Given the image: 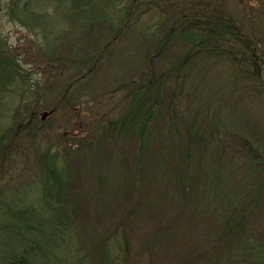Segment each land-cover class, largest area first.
<instances>
[{
	"label": "rangeland",
	"instance_id": "obj_1",
	"mask_svg": "<svg viewBox=\"0 0 264 264\" xmlns=\"http://www.w3.org/2000/svg\"><path fill=\"white\" fill-rule=\"evenodd\" d=\"M221 2L238 12L254 41L260 38L264 0H204L199 6L216 8ZM0 5V41L29 71L27 87L57 106L41 110L35 126L24 123L10 131V143L0 152V189L22 194L23 203H31L38 191L33 184L36 158L47 146L58 148L62 162L80 176L85 237L122 229L139 249H150L152 264L248 263L252 247L243 240L254 234L264 240V79L244 63L237 64L240 50L223 41L218 47L228 50L227 55L218 52L201 55L202 59L196 55L199 65L177 94L178 121H196L204 134L187 182L180 160L170 154L175 149L172 142L160 146L157 164L151 160L139 164L128 147L122 152L115 143L92 142L95 130L122 110V98L110 95L135 70L126 43L114 48L96 75L55 99L51 78L79 58L82 42L62 31L49 47L54 33L43 38L42 29L31 30L24 21L13 19L11 0H0ZM214 13L222 15L220 10ZM50 20L57 31L63 29L59 16ZM251 46L256 52L264 48L256 41ZM11 94L7 129L14 123L10 113L16 106L15 92ZM228 214L245 218L240 239V233L222 229ZM90 230L92 234H87Z\"/></svg>",
	"mask_w": 264,
	"mask_h": 264
},
{
	"label": "trees",
	"instance_id": "obj_2",
	"mask_svg": "<svg viewBox=\"0 0 264 264\" xmlns=\"http://www.w3.org/2000/svg\"><path fill=\"white\" fill-rule=\"evenodd\" d=\"M202 1L11 0L10 14L31 30L42 29L43 38L47 32L54 33V40L47 41L49 47L62 31L82 42L79 58L51 78L55 99L96 75L114 48L126 43L135 70L110 95L122 98V110L95 130L92 142L115 143L122 152L128 147L139 164L142 160L157 164L160 146L172 142L175 149L170 154L180 160L185 180L190 182L204 134L196 121H178L176 98L199 65L196 55L199 59L218 52L227 55L228 50L218 47L226 41L227 46L240 50L237 64L244 63L253 75L264 79V48L256 52L251 46L255 41L257 46L264 44V31L254 41L232 6L221 2L209 9L199 6ZM55 16L61 19V31L55 29V21L50 22ZM29 76L0 41V107H5L0 109V152L10 143V131L24 123L35 126L41 110L57 109L46 96H36L27 87ZM15 87L19 92L13 91ZM14 92L16 106L10 113L14 123L7 129L6 107ZM36 159L33 184L38 191L31 203H23L22 194L9 195L0 189V264H152L150 249H139L122 229L94 231L95 237H85L80 222L84 195L77 188L79 173L62 162L58 148L47 146ZM244 219L228 214L223 231H236L240 239ZM243 241L252 247L251 260L244 264H264V240L254 234ZM142 251L147 257L140 256Z\"/></svg>",
	"mask_w": 264,
	"mask_h": 264
},
{
	"label": "water",
	"instance_id": "obj_3",
	"mask_svg": "<svg viewBox=\"0 0 264 264\" xmlns=\"http://www.w3.org/2000/svg\"><path fill=\"white\" fill-rule=\"evenodd\" d=\"M47 112H45L44 114H43V116H42V118H45L46 116H47Z\"/></svg>",
	"mask_w": 264,
	"mask_h": 264
}]
</instances>
